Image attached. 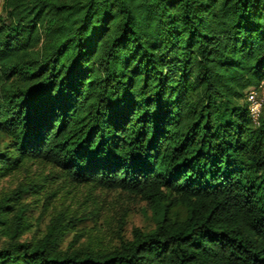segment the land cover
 Returning a JSON list of instances; mask_svg holds the SVG:
<instances>
[{"label": "trees", "instance_id": "obj_1", "mask_svg": "<svg viewBox=\"0 0 264 264\" xmlns=\"http://www.w3.org/2000/svg\"><path fill=\"white\" fill-rule=\"evenodd\" d=\"M264 0H3L0 178L39 161L139 196L154 228L108 252L22 240L0 201V264H264Z\"/></svg>", "mask_w": 264, "mask_h": 264}, {"label": "rangeland", "instance_id": "obj_2", "mask_svg": "<svg viewBox=\"0 0 264 264\" xmlns=\"http://www.w3.org/2000/svg\"><path fill=\"white\" fill-rule=\"evenodd\" d=\"M7 142L0 135V146ZM15 191L14 208H24L20 241L42 238L58 216L65 225L60 244L64 250L85 248L104 253L132 239L134 229L148 232L154 228L152 211L139 196L74 183L44 162H22L0 178V201ZM15 223L10 214L0 231V244Z\"/></svg>", "mask_w": 264, "mask_h": 264}, {"label": "clouds", "instance_id": "obj_3", "mask_svg": "<svg viewBox=\"0 0 264 264\" xmlns=\"http://www.w3.org/2000/svg\"><path fill=\"white\" fill-rule=\"evenodd\" d=\"M239 92L240 95L234 101V106L244 109L251 123L260 127L264 124V87L259 91L252 87H245Z\"/></svg>", "mask_w": 264, "mask_h": 264}, {"label": "built area", "instance_id": "obj_4", "mask_svg": "<svg viewBox=\"0 0 264 264\" xmlns=\"http://www.w3.org/2000/svg\"><path fill=\"white\" fill-rule=\"evenodd\" d=\"M2 2H3V0H0V11H1V5H2ZM253 89H255V90H261L262 89V86L261 87H259V88H253Z\"/></svg>", "mask_w": 264, "mask_h": 264}]
</instances>
